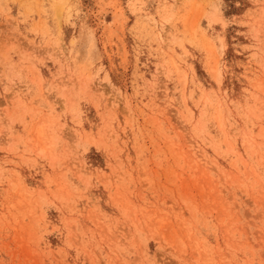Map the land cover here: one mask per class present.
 Instances as JSON below:
<instances>
[{
    "label": "rangeland",
    "instance_id": "obj_1",
    "mask_svg": "<svg viewBox=\"0 0 264 264\" xmlns=\"http://www.w3.org/2000/svg\"><path fill=\"white\" fill-rule=\"evenodd\" d=\"M0 264H264V0H0Z\"/></svg>",
    "mask_w": 264,
    "mask_h": 264
}]
</instances>
